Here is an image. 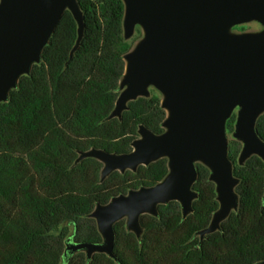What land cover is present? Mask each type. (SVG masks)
I'll list each match as a JSON object with an SVG mask.
<instances>
[{
    "label": "trees",
    "instance_id": "obj_1",
    "mask_svg": "<svg viewBox=\"0 0 264 264\" xmlns=\"http://www.w3.org/2000/svg\"><path fill=\"white\" fill-rule=\"evenodd\" d=\"M85 18V35L70 61L78 37L77 23L66 11L43 61L23 76L7 103L0 104V264H64L66 240L102 243L95 219L98 203L130 189L153 186L168 174L161 159L136 172L118 171L101 183L103 164L92 158L75 165L79 152L92 148L128 153L139 138V126L164 132L166 111L162 96L151 89L149 98L128 104L122 118L107 120L119 97L125 71L124 56L134 40L124 38L122 0H78ZM235 29H242L236 27ZM244 30V29H243ZM236 113L227 122L234 132ZM256 130L264 140V114ZM242 143L230 140L229 158L240 180L239 211L222 223V231L207 235L219 209L210 171L197 164L194 212L183 220L181 205L159 206V217L143 215L142 240L115 225V254L78 252L67 264H257L264 261V162L253 156L241 166Z\"/></svg>",
    "mask_w": 264,
    "mask_h": 264
},
{
    "label": "water",
    "instance_id": "obj_2",
    "mask_svg": "<svg viewBox=\"0 0 264 264\" xmlns=\"http://www.w3.org/2000/svg\"><path fill=\"white\" fill-rule=\"evenodd\" d=\"M124 38L136 27L142 38L124 56L125 71L115 109L107 120L121 119L128 104L149 98L151 89L161 96L166 111L164 132L139 126V138L128 153L92 148L79 152L75 165L92 158L103 164L101 183L118 171L136 172L161 159L169 172L159 183L130 189L98 203L88 215L95 219L102 243L66 240L63 262L78 252L90 262L94 254H115V225L126 220V229L142 240L143 215L159 217V206L178 202L183 220L194 212L199 198L197 164L210 171L219 209L210 225L197 233L201 241L222 231V223L239 211L240 198L229 158L227 122L236 113L232 138L242 143L238 158L243 166L258 156L264 162V140L256 125L264 114V0H122ZM69 11L77 23V40L70 61L85 35V18L78 0H0V104L7 103L23 76H30L43 61L63 15ZM258 22L261 31H235ZM257 264H264V261Z\"/></svg>",
    "mask_w": 264,
    "mask_h": 264
},
{
    "label": "rangeland",
    "instance_id": "obj_3",
    "mask_svg": "<svg viewBox=\"0 0 264 264\" xmlns=\"http://www.w3.org/2000/svg\"><path fill=\"white\" fill-rule=\"evenodd\" d=\"M239 27H242V29H235V31L237 30V31H240V30H245V31H257V26H256V24H254V23H249V24H246V25H242V26H239ZM141 36H143V33H142V31H141V34L140 35H138L137 37H136V35L134 34V36L130 39V40H134V46H135V44L140 40V37ZM229 139L231 140V139H233L232 138V135L231 134H229Z\"/></svg>",
    "mask_w": 264,
    "mask_h": 264
},
{
    "label": "flooded vegetation",
    "instance_id": "obj_4",
    "mask_svg": "<svg viewBox=\"0 0 264 264\" xmlns=\"http://www.w3.org/2000/svg\"><path fill=\"white\" fill-rule=\"evenodd\" d=\"M254 24H256V26H257V31H261L262 29H263V26L260 24V23H258V22H253ZM141 28L140 27H136V30H135V35H136V37L138 36V35H140L141 34ZM237 31V30H236ZM242 31H245V30H240L239 32H242ZM142 38V36L140 37V39ZM157 92V91H156ZM159 93V92H158ZM69 240H70V242H72V243H76V241H75V239L73 238V237H70V238H68Z\"/></svg>",
    "mask_w": 264,
    "mask_h": 264
}]
</instances>
